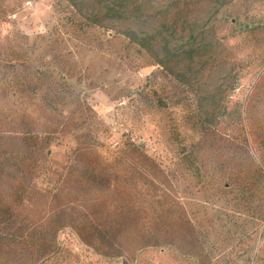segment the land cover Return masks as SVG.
Here are the masks:
<instances>
[{
    "label": "rangeland",
    "instance_id": "obj_1",
    "mask_svg": "<svg viewBox=\"0 0 264 264\" xmlns=\"http://www.w3.org/2000/svg\"><path fill=\"white\" fill-rule=\"evenodd\" d=\"M259 210L264 0H0V264H264Z\"/></svg>",
    "mask_w": 264,
    "mask_h": 264
},
{
    "label": "trees",
    "instance_id": "obj_2",
    "mask_svg": "<svg viewBox=\"0 0 264 264\" xmlns=\"http://www.w3.org/2000/svg\"><path fill=\"white\" fill-rule=\"evenodd\" d=\"M126 13H127V9H125V7L121 11H117V13L115 12V9H112L109 6L106 7V15L114 16L116 17V19L123 20L127 18ZM123 34L130 43H134L144 49H150L152 46L153 40H154V36L152 34H149L145 31H140V30L136 31L133 29H126L123 31ZM174 54H177V53H174ZM189 57L192 58V53L189 55ZM158 64L163 65V61H158ZM257 220L258 222H264V210L258 211Z\"/></svg>",
    "mask_w": 264,
    "mask_h": 264
}]
</instances>
